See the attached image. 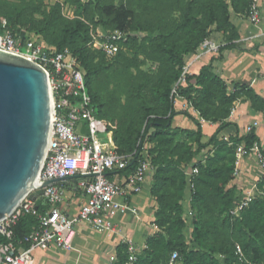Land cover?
Wrapping results in <instances>:
<instances>
[{
	"label": "trees",
	"instance_id": "1",
	"mask_svg": "<svg viewBox=\"0 0 264 264\" xmlns=\"http://www.w3.org/2000/svg\"><path fill=\"white\" fill-rule=\"evenodd\" d=\"M250 3L251 0H139L136 7L130 3L115 5L114 0H57L47 9L42 0H29L0 8V23L4 20L10 31L19 29L39 36L46 45L57 51L68 49L75 56L84 73L94 116L106 121L101 122L112 134L117 154L132 157L119 174L127 176L138 152L146 150V142L153 144L147 154L154 169L149 191L156 202L157 231L146 239L145 248L131 264H167L175 251L180 257L178 264H219L217 256L223 257V264H238L237 245L251 264H264V179L257 184L261 193L235 218L229 215L236 201L235 188H227L234 178L238 147L249 152L256 144L263 158L264 150L255 131L227 140L217 138L230 125V110L241 95L261 113L264 99L244 86L239 87L240 92H228L212 65L222 59L223 51L233 48L231 42L238 38L231 15L247 18ZM97 29L128 34L110 60L89 46ZM212 32L220 33L227 43L219 46L209 63L197 73L193 71L185 85L178 88V96L200 119L219 124L203 142L200 122L187 111L175 112L171 91L187 59L197 53ZM126 53H132L134 58L127 59ZM138 54L157 64L154 75L139 71ZM114 63L138 71L128 88L139 102V108L126 115L115 129L103 113V104L94 89L95 81ZM176 115L186 117L194 129L173 127ZM185 140L194 147L184 149ZM203 152L205 156L201 157ZM194 167L197 173L190 177L192 188L187 192L185 172ZM187 195L189 215L183 205ZM43 209L40 204L38 212ZM188 225L192 231L187 239ZM36 226L35 216L23 215L11 226L10 240L0 234V243H12L16 250L26 249V238ZM111 264H127L124 244L116 247V261Z\"/></svg>",
	"mask_w": 264,
	"mask_h": 264
},
{
	"label": "built area",
	"instance_id": "2",
	"mask_svg": "<svg viewBox=\"0 0 264 264\" xmlns=\"http://www.w3.org/2000/svg\"><path fill=\"white\" fill-rule=\"evenodd\" d=\"M260 17L258 0H251L248 21L252 25H259ZM127 35L118 30L103 32L97 29L92 34L89 46L92 50L102 52L110 60L120 51V43ZM199 49V54L187 59L178 81L172 87L174 105L179 97L178 88L185 85L186 78L193 73L194 63L203 54H216L218 46L205 39ZM0 51L22 57L42 69L50 92L52 110L49 138L40 166L37 188L29 192L0 222V234L10 240V228L21 216L27 214L36 217L37 226L26 238L28 248L16 250L12 243H0V264H33L32 255L37 250L54 248L64 252L71 251L74 227L78 223H84L98 231H115V216L119 212H133L128 200L141 192L152 167L147 151L142 149L137 154L133 170L127 176L119 174L132 157L117 154L112 134L94 116L84 85V73L68 49L57 51L55 47L46 45L39 36L19 29L10 31L3 20L0 23ZM233 113L234 110L231 109L230 115ZM261 126H264V114L248 124L244 132L251 133ZM245 151L243 146L237 149L234 178L238 176L237 165ZM249 152L255 154L264 168V158L256 144ZM196 173L197 168L194 167L188 174L189 189L192 188L190 177ZM48 182L50 184L45 185ZM64 184L71 185L84 194V200L75 216H67L60 208L64 200L61 188ZM37 189L42 190L40 204L44 205L43 212L35 210V203L30 199L31 193ZM254 197L251 195L236 200L229 215L238 217ZM124 245L127 264H131L141 250L132 240H126ZM235 256L240 264L245 261L239 246L235 248ZM179 260V254L175 251L167 264H178ZM115 261V255L109 258L110 263Z\"/></svg>",
	"mask_w": 264,
	"mask_h": 264
},
{
	"label": "crops",
	"instance_id": "3",
	"mask_svg": "<svg viewBox=\"0 0 264 264\" xmlns=\"http://www.w3.org/2000/svg\"><path fill=\"white\" fill-rule=\"evenodd\" d=\"M258 2L261 11L259 25H252L245 17L231 15L230 21L238 38L231 42L233 48L223 51L222 59L214 61L212 65L213 71L226 83L228 92H240L239 87L244 86L264 99V0ZM209 40L218 47L227 43L218 32H212ZM199 53L200 49L197 50V54ZM213 55H201L193 65L194 73L208 64ZM174 108L175 112L187 111L200 122L203 139H208L219 126L218 123L200 119L181 97L176 98ZM232 109L234 113L227 119L230 125L218 134V139L227 140L236 134L244 135L245 127L264 114L253 110L244 95L234 102ZM172 126L185 130L194 129L193 123L182 115L173 118ZM255 134L264 150V126L256 129ZM237 167L238 176L227 186L235 188L236 200L261 193L257 190V184L264 179V168L255 154L245 152ZM150 185V178L147 177L141 192L128 200L133 212H119L115 216V231H98L84 223H78L74 227L71 251L64 252L54 248L47 251L37 250L32 255L33 264H108L109 258L116 256V247L124 244L126 240L134 241L142 251L146 239L157 231L154 226L156 202L150 194ZM61 188L64 191V200L60 208L67 216H75L84 200V194L71 185L64 184ZM186 198L183 205L188 212L189 202L186 203Z\"/></svg>",
	"mask_w": 264,
	"mask_h": 264
},
{
	"label": "water",
	"instance_id": "4",
	"mask_svg": "<svg viewBox=\"0 0 264 264\" xmlns=\"http://www.w3.org/2000/svg\"><path fill=\"white\" fill-rule=\"evenodd\" d=\"M50 104L42 69L0 51V222L37 188L49 138ZM41 196V189L30 195L35 210Z\"/></svg>",
	"mask_w": 264,
	"mask_h": 264
},
{
	"label": "rangeland",
	"instance_id": "5",
	"mask_svg": "<svg viewBox=\"0 0 264 264\" xmlns=\"http://www.w3.org/2000/svg\"><path fill=\"white\" fill-rule=\"evenodd\" d=\"M28 1L29 0H0V8L2 7L9 8V6L11 5H20ZM42 1L45 7L48 9L57 0H42ZM138 2L139 0H114L115 5H119V4L128 5L130 3L132 6H136V7L138 5ZM68 12H70L69 8L67 10V13ZM126 57L127 59H133L134 55L132 53H126ZM137 57H138V61H140L139 71H142V73H146L149 75H154L156 73L157 64L154 61L146 59L144 56L139 54L137 55ZM137 72H138L137 70L123 68L118 64L114 63L113 65L109 66L94 83V89L97 92L101 104H103V113L107 115V117H109L110 121L108 122L113 129L116 128L119 122L124 120L126 115L132 112L134 113L139 108V102L134 97H132L128 88L129 82L132 80L133 76L137 74ZM101 121L106 124V121L104 119H101ZM205 141H207V138L203 139V142ZM190 142L191 141L185 140L183 142V148L190 149L191 147H194L193 145L192 146L190 145ZM152 146L153 144L148 142H146V144L144 145L147 152H148V148L150 149L149 151H151ZM203 156H205L204 152L202 153L201 157ZM187 169H190V166ZM153 173H154V169L152 168L150 173L148 174V178H150L151 183H152ZM189 173H190L189 170L185 172V176L187 178ZM189 190L190 189L187 187V192H189ZM185 197H187L186 203L188 204V202L190 201L189 195ZM187 215H189V211L187 212ZM191 231H192V227L191 225H188V227L185 229V234L187 239L190 237ZM217 260L219 264H223L222 256H217ZM108 264L111 263L108 262ZM238 264H240L239 261ZM242 264H251V262L245 258V261Z\"/></svg>",
	"mask_w": 264,
	"mask_h": 264
},
{
	"label": "bare ground",
	"instance_id": "6",
	"mask_svg": "<svg viewBox=\"0 0 264 264\" xmlns=\"http://www.w3.org/2000/svg\"><path fill=\"white\" fill-rule=\"evenodd\" d=\"M51 110H52V107H51V104H50V113H51ZM49 129H50V127H49Z\"/></svg>",
	"mask_w": 264,
	"mask_h": 264
}]
</instances>
